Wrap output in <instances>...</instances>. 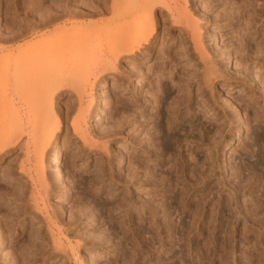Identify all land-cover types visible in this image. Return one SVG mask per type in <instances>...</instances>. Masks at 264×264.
<instances>
[{"label":"rangeland","instance_id":"1","mask_svg":"<svg viewBox=\"0 0 264 264\" xmlns=\"http://www.w3.org/2000/svg\"><path fill=\"white\" fill-rule=\"evenodd\" d=\"M158 1L0 0V264H264V0Z\"/></svg>","mask_w":264,"mask_h":264},{"label":"bare ground","instance_id":"2","mask_svg":"<svg viewBox=\"0 0 264 264\" xmlns=\"http://www.w3.org/2000/svg\"><path fill=\"white\" fill-rule=\"evenodd\" d=\"M125 1V0H124ZM124 1H122L121 2V0L120 1H112L111 0V3H110V0H104V4H103V6H102V10H104V11H108L109 9H110V11L112 10V13L114 12V15H115V19H113V20H115V22H117V24H118V22H120V21H122L123 19H124V22H121V24H120V26H121V28H122V32L124 31H126L125 32V34L127 33V35L128 34H131V32L133 31V29L132 28H134L135 29V27L136 28H138L137 26H141L142 27V25H144L142 28H144V30H142V32H143V34L142 35H138L137 36V34H136V38L134 37L135 35H133V37H131V35H130V37H129V35L127 36L128 38H126V35L124 34V32L122 33L121 31H118V30H121V29H117V32L119 33H117L116 31V33L117 34H115L116 36H118V35H120V37H119V39H117V38H115L116 40H118V41H115L114 43H112L114 46L112 47L113 48V50L111 51L112 52V55H115L116 54V56H118V57H120V55H121V53L122 52H124V51H127V52H129V53H132V54H136V52H137V50L139 49V47L142 45V43H144L143 41H145L147 44H150V42H151V40L152 39H149V37H148V35H149V33L147 32V31H149L148 30V28L147 27H149L150 25L151 26H153V28H154V24H155V20H156V14H155V9H156V7L158 6V0H128L127 2H124ZM121 2V3H120ZM137 13V14H136ZM133 15H135V17L134 18H132V16ZM128 18H132V20H128ZM146 23H147V26H145L146 25ZM150 24V25H149ZM116 28L118 27V26H115ZM156 27V26H155ZM141 28V29H142ZM147 30H146V29ZM150 28V27H149ZM114 29V28H113ZM132 29V30H131ZM152 29V28H151ZM140 30V29H139ZM114 31V30H113ZM128 31V32H127ZM130 32V33H129ZM147 32V33H146ZM110 33V32H109ZM151 30H150V35H151ZM114 34V33H113ZM121 34H123V38L124 39H122V35ZM148 34V35H147ZM149 35V36H150ZM108 36V35H107ZM115 36V37H116ZM125 36V37H124ZM62 38H63V36H62ZM62 38H60V39H62ZM122 39V40H121ZM106 41H108V40H106ZM59 44V43H58ZM32 47V46H31ZM31 47H29V48H31ZM61 48H62V50H61ZM60 49H58V51H59V54H63L64 52V55H59L58 57H57V55H55V57H56V59L58 58V59H60V56H61V59L60 60H58L57 59V61H58V68L60 69H57L58 70V74H59V76H60V78L61 79H64V78H66V77H69L70 76V74L69 73H67V72H64L65 70V67L63 68L62 66H64V65H62V64H65V62L64 61H62L61 62V60H64V59H62V57L64 56L65 57V55H66V49L65 48H68V49H70L69 47H61ZM74 48V47H73ZM73 48H71L70 50H72ZM70 50H68L69 52H70ZM62 51H64L63 53H62ZM73 51V50H72ZM45 52V51H44ZM57 52V51H56ZM61 52V53H60ZM19 53H21V54H19V55H22L23 53L22 52H19ZM46 53V52H45ZM47 54V53H46ZM55 54H57V53H55ZM45 55V54H44ZM43 55V56H44ZM43 56H42V54H41V57L43 58ZM17 59H18V57H16ZM15 58V62H14V64L17 66V62H18V64H19V66H20V64L22 65V63L24 62V60L22 59V63H19L20 62V60L18 61L17 59ZM21 57L19 56V59H20ZM118 59V58H117ZM17 61V62H16ZM60 61V62H59ZM62 63V64H61ZM114 64L116 65V63L114 62ZM60 65V66H59ZM16 68V67H15ZM21 68V67H20ZM20 68H18L17 67V70L18 69H20ZM62 70V71H61ZM64 70V71H63ZM19 71V70H18ZM22 75V74H21ZM19 75H16V79H17V77H18ZM20 77V76H19ZM19 77H18V79H19ZM21 78V77H20ZM21 80H22V78H21ZM20 79H19V81H21ZM26 80V79H25ZM24 80V81H25ZM21 85H22V83H21ZM24 87V86H23ZM20 89V88H19ZM8 94V93H7ZM17 94H18V96H17V98H18V103H20L21 102V98H22V93H21V90H18L17 91ZM7 96V95H6ZM16 102V101H15ZM14 102V103H15ZM13 105V104H12ZM16 105V104H15ZM14 106V105H13ZM18 110V109H17ZM16 110V111H17ZM18 113V112H17ZM19 114V113H18ZM40 120H42V119H40ZM43 121V120H42ZM58 129V128H57ZM39 130V129H38ZM42 130V129H41ZM56 130V129H55ZM50 131V132H49ZM48 135H47V138H48V140H51L53 137H54V133H55V131H53V130H48ZM62 149V148H61ZM63 151V150H62ZM53 154V153H52ZM53 156V155H52ZM51 156V157H52ZM53 158V157H52ZM57 158H59V155L58 154H56L55 155V158H53V159H57ZM53 159H52V161H53ZM55 167H57V168H60V167H58V166H55ZM57 168H55V170H57ZM54 169V168H53ZM60 170V169H59ZM58 171V170H57ZM61 173V171L59 172V174Z\"/></svg>","mask_w":264,"mask_h":264}]
</instances>
